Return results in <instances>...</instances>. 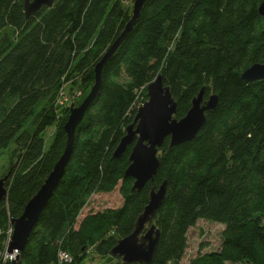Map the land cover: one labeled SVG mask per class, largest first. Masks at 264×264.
<instances>
[{
  "label": "trees",
  "instance_id": "16d2710c",
  "mask_svg": "<svg viewBox=\"0 0 264 264\" xmlns=\"http://www.w3.org/2000/svg\"><path fill=\"white\" fill-rule=\"evenodd\" d=\"M263 1L148 0L104 67L65 174L19 264H85L92 254L104 264H127L111 252L134 231L152 189L165 181L166 199L154 219L161 238L151 264H180L187 235L200 220L223 225V242L192 264H264V81L241 78L264 63ZM127 2L55 0L27 18L24 0H0V155L10 150L13 162L8 197L0 204V253L11 222L63 156L71 104L88 97L96 66L130 22ZM159 76L178 103V119L202 87L205 98L217 95L220 105L193 141L169 149L167 139L154 183L132 192L134 180L125 176L132 146L119 159L114 153ZM68 85L72 99L63 94ZM118 187L121 207L84 214L94 196Z\"/></svg>",
  "mask_w": 264,
  "mask_h": 264
},
{
  "label": "water",
  "instance_id": "95a60500",
  "mask_svg": "<svg viewBox=\"0 0 264 264\" xmlns=\"http://www.w3.org/2000/svg\"><path fill=\"white\" fill-rule=\"evenodd\" d=\"M147 2L148 0H134L130 22L96 66V82L90 94L79 107H71V113L64 128L67 134V143L63 156L40 191L27 204L23 215L12 222L14 232L7 250V254L11 258L10 264L20 263V255L27 246L31 233L65 174L73 151L76 130L84 120L89 105L101 85L104 67L114 58L121 45L133 31ZM54 3L55 0H24L26 17L29 18L44 7L52 8ZM258 12L261 17H264V1L259 6ZM241 78L245 83L264 81V63L251 66L242 73ZM205 94L206 87H202L192 100L187 114L178 120L175 117L178 103L174 99L170 87L164 85L163 77L159 76L147 87L148 101L137 109L134 123L127 127L126 134L114 153V158L119 159L132 146L129 166L125 173L127 178L134 180L132 192L141 191L148 183H154L160 168L158 155L167 139H169V149L193 141L206 126L208 114L218 110L219 97L211 95L206 99ZM10 178L11 174H7L0 179V204L8 197ZM166 195L167 181L158 189L155 187L152 189L149 203L138 217L134 231L117 243L111 252L113 257H119L127 264H151L153 262L161 238V232L154 223V219L163 206ZM14 254H17L16 258H13Z\"/></svg>",
  "mask_w": 264,
  "mask_h": 264
},
{
  "label": "rangeland",
  "instance_id": "374dc122",
  "mask_svg": "<svg viewBox=\"0 0 264 264\" xmlns=\"http://www.w3.org/2000/svg\"><path fill=\"white\" fill-rule=\"evenodd\" d=\"M128 1L129 2L127 3L129 4V6H133V4H131L133 0H128ZM126 81H130V77H126ZM68 89H69V85L66 86L65 89L66 92L64 93L62 92V93L64 95L65 94L69 95L70 99H72L73 96L70 95ZM79 96H80V92L77 93L74 99L75 98L77 99ZM138 98H139L138 100L139 102L142 98L141 93H139ZM69 101L71 100H68L66 102ZM68 104H71V102ZM71 106L74 108L79 107L74 102L71 104ZM141 106H143V104L141 105L138 104L137 108ZM54 133H55V127L49 128L47 130L45 134V137L47 139V145L50 144ZM9 155H10V150L2 152V154L0 155V179H2L6 173L12 174L11 171H8L9 168L11 167V164H13ZM14 164H15V160H14ZM122 204H123V198L120 193V187H118L117 190L111 194H102V195L94 196L89 204V207L84 211V214H87L91 211H102L108 208H119L121 207ZM224 229L225 227L218 223H212L205 220L198 221L196 226L191 228L187 235L188 247L180 264H192L193 262L194 263L198 262L202 257H204L205 254L221 250ZM6 237L7 238L5 242V249L3 253H0V260L2 264H8V260L11 262V258L7 254L8 245L10 243V241L8 242L7 234ZM16 255L17 254H14L13 258H16ZM261 257L264 258L263 253L261 254ZM85 264H104V260L100 259L99 257H95L92 254L89 260ZM227 264H231V263H227Z\"/></svg>",
  "mask_w": 264,
  "mask_h": 264
},
{
  "label": "built area",
  "instance_id": "2783aa9c",
  "mask_svg": "<svg viewBox=\"0 0 264 264\" xmlns=\"http://www.w3.org/2000/svg\"><path fill=\"white\" fill-rule=\"evenodd\" d=\"M63 95V94H62ZM12 223V222H11ZM13 232H14V227H13V225H11V227L8 229V231H7V236H8V242L10 241V239H11V237H12V235H13ZM63 260L65 261H67V262H69V257L68 256H66V255H64V254H62L61 255V261L63 262Z\"/></svg>",
  "mask_w": 264,
  "mask_h": 264
}]
</instances>
